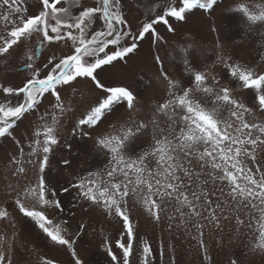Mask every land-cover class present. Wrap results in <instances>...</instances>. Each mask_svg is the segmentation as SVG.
Here are the masks:
<instances>
[{
	"label": "snow or ice",
	"instance_id": "snow-or-ice-1",
	"mask_svg": "<svg viewBox=\"0 0 264 264\" xmlns=\"http://www.w3.org/2000/svg\"><path fill=\"white\" fill-rule=\"evenodd\" d=\"M220 7L221 0H0V140L10 143L0 264H14L18 219L66 248L73 264H85L75 245L87 224L75 233L67 227L76 210L119 223L114 241L101 243L110 264H156L134 208L189 233L205 261L212 260L205 233L226 224L248 239V253L264 256V43L249 64L232 54L228 32L238 18L243 36H236L264 41V0H235L231 16L217 17ZM198 23L213 34L211 64L197 55L203 37L189 26ZM145 46L154 72L124 83ZM168 47L170 60L160 54ZM169 64L182 72L174 75ZM77 137L98 161L82 174L63 154ZM54 161L71 175L64 184L49 175ZM31 251L39 264H56Z\"/></svg>",
	"mask_w": 264,
	"mask_h": 264
},
{
	"label": "rangeland",
	"instance_id": "rangeland-1",
	"mask_svg": "<svg viewBox=\"0 0 264 264\" xmlns=\"http://www.w3.org/2000/svg\"><path fill=\"white\" fill-rule=\"evenodd\" d=\"M234 2L235 0H221V7L217 9L215 15L219 17L223 13L226 16H231L229 9ZM228 24V32L234 37L231 49L232 54L241 61L249 64L255 63L258 59L261 43H264V41H261L256 33L249 34L243 39L236 36L238 31L243 36V23L238 18L230 19ZM189 27H192L199 36L203 37L199 41L202 48L197 52V55L201 60L211 64L215 59L211 47L213 34L208 33L207 27L199 23ZM161 31H163V28H161ZM182 38L183 33L170 41V45L176 44ZM146 49L147 46H145V50L139 56L130 62L122 78L124 83L135 86V81L138 79L137 73L148 72L151 74L154 72V69L151 68L145 59ZM169 53H171V47L165 48L160 52L166 60H170ZM169 70L178 76L182 72V67L169 64ZM216 71H219V67H217ZM9 75L12 76V79L19 80V77L11 73ZM79 87L86 92L90 85H81ZM27 124V120L20 124L16 132L18 137L23 133ZM68 139L72 141L70 136ZM74 143L76 146L71 150L70 154L67 150L63 154L68 155L69 159L73 160V171L82 174L85 170L95 166L98 161L95 153L91 151L90 143L85 148L83 140L79 137L75 139ZM9 147L10 143L8 141L0 140V187L3 185L4 156ZM57 159H59V155ZM62 167L63 165H57L54 161L49 175L64 184L66 180L71 179V175L69 172L60 171ZM76 211L77 215L70 218V223L67 226L69 232L75 233L81 222L87 224L83 237L78 239L75 245L79 256L84 260L85 264H110V258L102 249L101 243L104 236H109L114 241L119 234V223L111 218H106L99 211H92L88 214H84L80 210ZM133 216L137 222L138 236L148 238L152 244L156 253V264H170L172 257L175 258V264H230V259L232 258H239L240 264H264V256L248 253L246 247L248 239L246 237H237L234 234L233 225L226 224L223 232L213 231L205 233L204 241L208 248V254L212 257V260L208 262L204 260V254L200 250L197 241L192 240L189 233L175 227L169 231L167 220H162L157 225L138 208L133 209ZM8 231L10 233L12 231L11 228ZM18 231L17 250L13 256L14 264H39V256L31 251L33 248L37 250L39 255L54 259L56 264H73L70 252L66 248L53 246L38 230L32 227L29 221L18 219ZM161 244H163L165 249L163 260L159 257ZM133 264H137L135 259Z\"/></svg>",
	"mask_w": 264,
	"mask_h": 264
}]
</instances>
